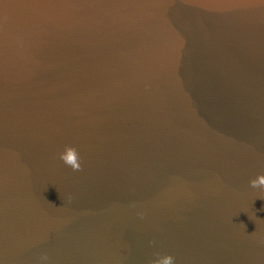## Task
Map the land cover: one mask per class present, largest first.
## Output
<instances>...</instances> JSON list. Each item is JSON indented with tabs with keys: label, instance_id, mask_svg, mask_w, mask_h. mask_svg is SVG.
<instances>
[{
	"label": "water",
	"instance_id": "95a60500",
	"mask_svg": "<svg viewBox=\"0 0 264 264\" xmlns=\"http://www.w3.org/2000/svg\"><path fill=\"white\" fill-rule=\"evenodd\" d=\"M257 175L264 0H0V264H264Z\"/></svg>",
	"mask_w": 264,
	"mask_h": 264
},
{
	"label": "clouds",
	"instance_id": "9594fccd",
	"mask_svg": "<svg viewBox=\"0 0 264 264\" xmlns=\"http://www.w3.org/2000/svg\"><path fill=\"white\" fill-rule=\"evenodd\" d=\"M59 159L74 171H79L81 168L80 155L76 147L65 145L63 151L59 153ZM249 186L253 189H264V175H257L249 181ZM42 264H46L48 257L42 255L40 257ZM151 264H175L174 257L171 254L156 253Z\"/></svg>",
	"mask_w": 264,
	"mask_h": 264
}]
</instances>
